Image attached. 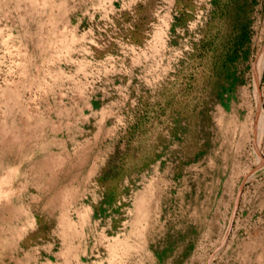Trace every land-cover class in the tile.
Instances as JSON below:
<instances>
[{
  "label": "rangeland",
  "instance_id": "374dc122",
  "mask_svg": "<svg viewBox=\"0 0 264 264\" xmlns=\"http://www.w3.org/2000/svg\"><path fill=\"white\" fill-rule=\"evenodd\" d=\"M0 264H264V0H0Z\"/></svg>",
  "mask_w": 264,
  "mask_h": 264
}]
</instances>
